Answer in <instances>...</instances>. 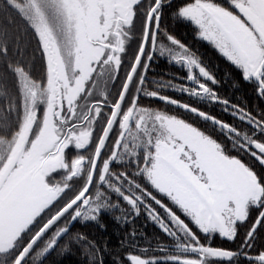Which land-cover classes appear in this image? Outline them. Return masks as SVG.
Wrapping results in <instances>:
<instances>
[{
    "label": "snow or ice",
    "instance_id": "snow-or-ice-1",
    "mask_svg": "<svg viewBox=\"0 0 264 264\" xmlns=\"http://www.w3.org/2000/svg\"><path fill=\"white\" fill-rule=\"evenodd\" d=\"M0 16V264H264V0Z\"/></svg>",
    "mask_w": 264,
    "mask_h": 264
},
{
    "label": "trees",
    "instance_id": "trees-1",
    "mask_svg": "<svg viewBox=\"0 0 264 264\" xmlns=\"http://www.w3.org/2000/svg\"><path fill=\"white\" fill-rule=\"evenodd\" d=\"M0 30H8V31L12 32V34L20 41L22 48L25 45V43H27L28 40L30 39V33L26 35L23 32L22 26L19 25V23L17 21H15L14 18H9L7 16H0ZM193 46L196 49H200V51L203 52V54H204V58L206 60H208L209 62L216 60L215 54L212 52V50L210 48L209 49H203V48H200V45H198V44H194ZM33 54H34V48L32 47V45H29L28 51L25 55V59H29ZM35 64H37V65L40 64V57L38 55H36ZM220 75H222V73H220ZM224 91L225 92L228 91L227 87L224 88ZM0 93L7 94V88L0 86ZM110 231H115V229H110ZM76 259H78V257L73 256V257L69 258L68 260H66L65 264H74V261Z\"/></svg>",
    "mask_w": 264,
    "mask_h": 264
},
{
    "label": "rangeland",
    "instance_id": "rangeland-1",
    "mask_svg": "<svg viewBox=\"0 0 264 264\" xmlns=\"http://www.w3.org/2000/svg\"><path fill=\"white\" fill-rule=\"evenodd\" d=\"M70 11L73 12V13H75L76 15H81L82 14L77 9H74V8L70 9ZM55 23H56V21L54 19L53 20V24H55ZM3 148H4V145L3 144H0V150H3Z\"/></svg>",
    "mask_w": 264,
    "mask_h": 264
}]
</instances>
